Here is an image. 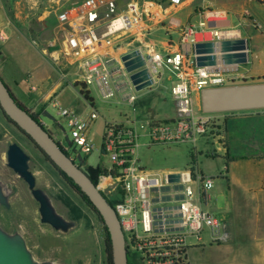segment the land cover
Here are the masks:
<instances>
[{"label":"built area","instance_id":"1","mask_svg":"<svg viewBox=\"0 0 264 264\" xmlns=\"http://www.w3.org/2000/svg\"><path fill=\"white\" fill-rule=\"evenodd\" d=\"M52 9L56 21L53 43L58 44V56L53 62L58 70L65 75L67 66L77 65L79 79L75 85L82 91L88 93L92 87L101 99H114L131 110V114H123L121 121L106 124L104 128L101 153L108 158L110 168L96 184L116 213L127 251L143 264H187V236H198L204 227H209L213 239L222 241L226 238L220 221L204 213L199 204V198L212 187L213 181L200 176L191 167L176 172L181 175L180 182L169 183L167 175L171 173L154 174L146 170L139 165L136 150L141 132L153 143L169 145L193 142L203 137L210 127L207 121L202 122L194 116L191 89L223 86L227 80L223 73L210 74L204 68L195 67L189 73L191 66H195L194 61L187 62L181 50L167 55L155 53L150 56L153 76L160 75L161 69H168L179 80L171 88L177 118L171 122L140 119L134 105L136 91L129 74L120 58L111 56L110 50L119 47L121 42L115 37L121 33L132 31L143 35L149 32L146 20L150 18L151 11L145 1L81 0L68 6L56 2ZM225 16L226 13L221 11L203 12L196 24L181 30L182 43L194 44L198 34L215 42L240 38L238 31L217 27V22L225 20ZM6 40L4 28H0V43ZM90 104L86 114L77 115L52 103L57 114L66 120L71 133L70 139H55L74 162L76 156L94 150L88 133L99 112ZM34 117L44 127V122ZM214 119L215 125L218 121L216 115ZM69 148L73 149L74 156L68 153ZM177 186L182 189L176 190ZM165 188L168 190L162 191ZM179 195L183 198L176 199ZM165 197L169 200L162 201ZM165 207L177 208L178 211H165ZM176 213L180 216L164 218L166 214ZM155 216L161 218L156 219Z\"/></svg>","mask_w":264,"mask_h":264},{"label":"rangeland","instance_id":"2","mask_svg":"<svg viewBox=\"0 0 264 264\" xmlns=\"http://www.w3.org/2000/svg\"><path fill=\"white\" fill-rule=\"evenodd\" d=\"M80 1L0 0V28H4L6 41L12 36L17 39V44L11 46L13 52H23L21 55L32 66L43 64L45 61L37 52L50 48L58 50V44L53 43L56 21L52 7L56 2L68 6ZM8 30H11V36ZM19 35L23 37V40ZM119 48L126 50L128 46L125 44ZM0 49H2V43H0ZM9 72L13 73L14 67H9ZM161 78L166 87H154L151 91L146 89L136 91L134 105L138 118L143 120L152 118L147 113L149 110L158 114L157 117L161 119L174 117L163 122H171L177 118L169 87L174 77L164 69ZM89 90L95 97L97 105L102 106L104 110L131 113L130 107L122 103L116 104L113 99L109 104L100 102L94 89L89 87ZM77 103L86 104L82 98ZM193 106L195 117L202 122L207 121L209 127L214 125V115L201 112L200 102L195 95H193ZM97 111L100 117L95 121L88 135L94 150L80 155L87 166L107 168L110 166L108 158L101 153V139L105 128L102 109L97 108ZM47 114L54 118V121L42 116L43 122L49 127L59 125L61 127L59 130L64 131L70 139L71 133L66 120L58 115L56 110L48 111ZM145 141V138L140 139V143ZM13 142H16L29 156V170L35 177L36 187L47 194L57 213L66 220L74 222V227L68 232H56L49 225L40 222L38 204L32 198L26 184L6 165L7 146ZM193 148V145L189 143L174 147L142 146L139 149L140 164L146 170L162 172L169 169L181 171L197 167L204 176L213 179V188L206 194H214L208 206L204 205L203 200H200L199 204L203 210H213V215L219 217L215 209L225 198V189L228 184L225 165L228 159L224 156L220 157L219 153L215 154L216 146H204L201 139L196 143L197 149ZM0 182L12 190L9 208L0 207V227L9 234H20L36 260L51 261L56 264H107L106 232L98 216L31 142L4 117L1 110ZM233 217L225 226L227 237L212 247L197 251L187 264H264V216ZM206 231L207 227H204L202 232L204 242ZM128 259L131 264H143L130 252H128Z\"/></svg>","mask_w":264,"mask_h":264},{"label":"crops","instance_id":"3","mask_svg":"<svg viewBox=\"0 0 264 264\" xmlns=\"http://www.w3.org/2000/svg\"><path fill=\"white\" fill-rule=\"evenodd\" d=\"M144 1L147 8L151 11L150 18L146 20V28L149 32L143 34V36L140 33L127 31L116 36L115 39L121 42L119 47L126 44L128 49L124 50L119 47H113L110 50L112 57L118 59L123 54L136 48L141 50L143 55L150 56L155 53L167 55L177 50L182 51L183 43L181 41V30L187 25L196 24L200 20L201 14L207 10L221 11L225 12L226 16L225 20L217 22V27L230 28L238 31L239 37L247 40L249 58V62L245 65L238 66L235 72L222 74L227 80L223 86L264 82V0ZM119 2L123 3L124 0H119ZM18 29L23 28L18 27ZM8 31L10 32L11 30ZM19 36L21 39L23 38L21 35ZM21 39L20 41L23 40ZM16 41L17 39L12 36L10 40L2 43V49H0V77L17 102L28 110L30 114L42 120V116L47 114L48 111L56 110L52 106V103L55 102L61 108L68 109L74 114L84 115L89 111L91 106L90 103H92L96 109H102L104 126L123 119V114L126 113L110 112V110H104L102 106L97 105L95 97L91 95L90 90H88V95L92 101H87L83 97L80 93V91H82L81 87L75 85L79 79V69L77 65L73 64L67 66V73L63 75L54 64L53 61L58 56V50L50 48L42 50L43 52H37L45 63L32 66L31 63L21 55L23 52H13L11 46H15ZM200 41L207 40L198 34L197 42ZM185 60L190 62V60H193V56L185 54ZM9 67H14L13 73L9 72ZM163 70L164 69L160 70V75L153 76L155 83L146 88V90L151 91L152 88L159 86L166 87L161 78ZM166 70L174 77L169 84L171 89L179 80L174 72L168 69ZM194 70L195 66H191L189 73ZM200 90L199 88L192 87V105L193 95H195L200 102ZM94 92L100 102L109 104L110 100L105 101L101 99L95 89ZM81 98L86 104L77 103ZM114 102L118 104L116 100H114ZM147 113L153 119L159 121H166L174 118H158L157 116L159 115L152 110L147 111ZM214 115L218 118L217 125L206 129L205 137L197 138V140L193 142L186 141L177 145L189 143L193 145V149L196 150V143L201 139L204 146H216V149H214L216 151H214L215 154L218 155L219 153L220 157L224 156L228 159L225 165L228 180L224 194L225 198L217 209H215L219 217L213 215V210H203L200 204V208L204 213L220 221L223 231L226 233L225 226L227 223L229 224V219H232L233 216H264V109L227 112ZM50 128L57 138L67 139L65 132L59 130L61 129L59 125L56 124L54 127L51 126ZM140 134V139L145 138L146 141L140 143L139 140V147L136 150L138 159L139 149L142 146H177L153 143L146 134L142 132ZM139 165L142 166L140 164V159ZM109 168L110 166L107 168L100 167L103 174ZM193 169L200 176L206 178L197 167ZM148 171L154 174H166L181 172L182 170L169 169L166 172ZM212 188L213 184L210 189ZM213 195L214 194L205 193L199 198V202L203 200L204 205L208 206ZM202 232H204V229L198 236H187L185 238V255L187 262L197 251L205 249L206 247H212L220 242L213 239L212 231L209 227H207L205 242L202 240Z\"/></svg>","mask_w":264,"mask_h":264},{"label":"water","instance_id":"4","mask_svg":"<svg viewBox=\"0 0 264 264\" xmlns=\"http://www.w3.org/2000/svg\"><path fill=\"white\" fill-rule=\"evenodd\" d=\"M248 44L244 38H235L221 41H200L192 45L183 44L182 52L193 56L196 68H204L210 74L232 73L240 65L249 62ZM125 71L135 91H140L155 83L154 67L150 55H143L141 50L134 49L120 57ZM201 112L217 114L236 111L264 109V82L230 86L202 88L199 92ZM0 110L18 130L36 146L38 151L46 157L50 164L63 173L84 195L97 214L107 231L111 247L112 264H128V251L125 238L116 213L90 180L87 174L61 149L55 137L29 113L21 107L9 88L0 77ZM46 113V112H44ZM44 116L54 121L48 114ZM78 158L81 156L78 155ZM29 156L16 143H10L6 151V165L27 186L32 198L38 204L40 222L49 225L54 231L66 233L74 227V222L63 218L51 203L47 194L36 187L35 177L29 170ZM169 183L181 181L179 173L167 175ZM176 190H181L177 186ZM168 188L162 189L167 191ZM182 195L176 199H182ZM168 201L169 197L162 198ZM9 208V197L0 182V207ZM165 211L177 208L165 207ZM179 213L166 214L164 218L178 217ZM160 219L161 216H155ZM169 223V222H168ZM178 230V229H177ZM179 230H182L180 227ZM166 231H172L167 229ZM161 232V230L159 231ZM0 264H52L51 261H38L28 250L23 237L18 233L9 234L0 227Z\"/></svg>","mask_w":264,"mask_h":264},{"label":"trees","instance_id":"5","mask_svg":"<svg viewBox=\"0 0 264 264\" xmlns=\"http://www.w3.org/2000/svg\"><path fill=\"white\" fill-rule=\"evenodd\" d=\"M80 93L83 95V97L87 100V101H92V99L89 97L87 92L84 91H80ZM12 95V93H11ZM13 96V95H12ZM21 107H23L20 103H18ZM24 108V107H23ZM25 109V108H24ZM5 117V116H4ZM34 117V116H33ZM35 118V117H34ZM7 119V118H6ZM36 119V118H35ZM8 120V119H7ZM10 121V120H9ZM16 127V126H14ZM17 128V127H16ZM18 129V128H17ZM24 136V135H23ZM28 139V138H27ZM36 148V146H34ZM37 149V148H36ZM38 150V149H37ZM42 155V154H41ZM43 156V155H42ZM44 157V156H43ZM48 162L49 160L44 157ZM50 163V162H49ZM57 170V169H56ZM84 172L87 174V176L90 178V180L96 185L97 181L99 179V177L103 174V171L100 169V167H91V166H87L85 169H83ZM58 171V170H57ZM63 178L67 181V183L87 202V204L91 207L92 211L98 216V218L100 219V221L102 222L100 216L97 214V212L94 210V208L91 206V204L88 202L87 198L82 195V193L79 191V189L72 183V181L70 179H68L63 173H61L60 171H58ZM103 224V223H102ZM106 232V238H105V253H106V257H107V264H112V259H111V247H110V243H109V238H108V234L107 231L105 229ZM128 264H131L129 259H128Z\"/></svg>","mask_w":264,"mask_h":264},{"label":"flooded vegetation","instance_id":"6","mask_svg":"<svg viewBox=\"0 0 264 264\" xmlns=\"http://www.w3.org/2000/svg\"><path fill=\"white\" fill-rule=\"evenodd\" d=\"M44 129L47 130L48 132H50V133L56 138L55 134L52 132V129H51L48 125H46L45 123H44ZM68 153H69L70 155L74 156V155H73V149H72V148H69V149H68ZM75 163H76L79 167H81L82 169H85V168L87 167V165L84 163V160L82 159V157L78 158V157L76 156V157H75Z\"/></svg>","mask_w":264,"mask_h":264},{"label":"bare ground","instance_id":"7","mask_svg":"<svg viewBox=\"0 0 264 264\" xmlns=\"http://www.w3.org/2000/svg\"><path fill=\"white\" fill-rule=\"evenodd\" d=\"M5 189V192L8 194V197L10 198L11 194H12V190L10 188H8L6 185H4L3 183H1ZM41 244V243H40ZM52 264H56L55 262H52Z\"/></svg>","mask_w":264,"mask_h":264}]
</instances>
